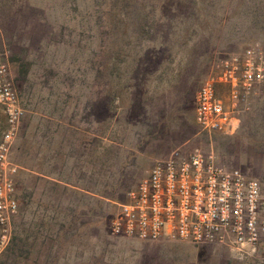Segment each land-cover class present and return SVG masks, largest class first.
<instances>
[{"label": "rangeland", "instance_id": "1", "mask_svg": "<svg viewBox=\"0 0 264 264\" xmlns=\"http://www.w3.org/2000/svg\"><path fill=\"white\" fill-rule=\"evenodd\" d=\"M248 45L263 75L237 125L200 131L196 88L221 57ZM0 49L23 108L9 151L18 206L0 264H264V237L235 249L108 232L125 191L173 149H211L221 164L264 181V0H0ZM56 116H75L114 142L104 151L97 137L95 151H74V175L94 194L24 169L26 120L38 147L41 131H61ZM61 152L45 153L46 172L63 176Z\"/></svg>", "mask_w": 264, "mask_h": 264}, {"label": "built area", "instance_id": "2", "mask_svg": "<svg viewBox=\"0 0 264 264\" xmlns=\"http://www.w3.org/2000/svg\"><path fill=\"white\" fill-rule=\"evenodd\" d=\"M261 55L253 45L219 59L193 95V121L200 131L229 132L237 112L263 75ZM0 247L16 212L17 165L9 151L23 108L9 62L0 49ZM112 235L152 241L161 238L193 244H221L241 249L264 237V181L218 162L211 149H173L154 159L108 223Z\"/></svg>", "mask_w": 264, "mask_h": 264}, {"label": "crops", "instance_id": "3", "mask_svg": "<svg viewBox=\"0 0 264 264\" xmlns=\"http://www.w3.org/2000/svg\"><path fill=\"white\" fill-rule=\"evenodd\" d=\"M47 118V117H45ZM42 119V117H41ZM57 129H61L60 132H56L53 134L43 133L41 131L38 134V147L32 146V137L35 133L29 130L31 128V119H27L26 123L23 127L25 139L29 138L28 144L24 145V153H25V166L24 169L27 172L34 173L39 175L40 177L47 179L49 182H53L59 187L70 189L75 193L85 192L88 194H94L95 191H90L89 188H85L81 186L79 182V178L74 175V169L76 165L75 161V152L74 151H95V140L98 137V148L103 149L104 151L111 148L114 143L109 135L104 132L103 134L96 133L95 130H90L89 128H85L81 126L82 123L80 119L75 116L69 118L68 116H56L54 119ZM33 134V135H32ZM49 135L55 136V143L53 145V139L49 138ZM81 136H85L86 141L81 139ZM47 139V140H46ZM91 145V148H90ZM47 151H62L60 154V159L62 161V165H65L66 171H64L63 176L59 173V169L55 170L52 173V170L45 171V162L44 157ZM80 155V153H79ZM38 160V161H37ZM68 171H71V175H69ZM51 172V173H49ZM61 175V176H60Z\"/></svg>", "mask_w": 264, "mask_h": 264}]
</instances>
